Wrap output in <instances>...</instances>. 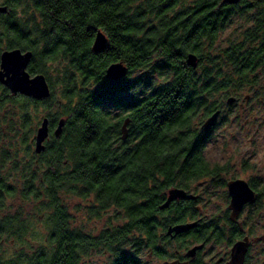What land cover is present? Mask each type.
I'll return each mask as SVG.
<instances>
[{"label": "trees", "instance_id": "16d2710c", "mask_svg": "<svg viewBox=\"0 0 264 264\" xmlns=\"http://www.w3.org/2000/svg\"><path fill=\"white\" fill-rule=\"evenodd\" d=\"M189 2L32 0L35 26L67 28L60 31L64 43L49 45L50 60L66 61L59 110L67 164L64 176L24 173L28 185L45 189L21 195L24 204L36 202L51 212L56 235L63 196L80 197L89 215L79 230L68 216L64 240L0 243V264H84L95 254L108 255L110 264H141L143 236L155 241L157 227L174 212L162 209L169 189H190L207 175L202 171L212 170L203 156L206 146L191 140L189 123L201 111H217L231 93L264 94V0L238 17L242 30L225 46L220 36L237 18L217 9L220 0H192V9ZM98 31L110 40L103 54L92 50ZM191 51L206 55L198 68L187 64ZM115 63H123L128 75L113 81L111 92L105 85L94 91L92 80ZM254 183L264 201V179ZM106 210L111 215L102 221Z\"/></svg>", "mask_w": 264, "mask_h": 264}, {"label": "flooded vegetation", "instance_id": "af4514ba", "mask_svg": "<svg viewBox=\"0 0 264 264\" xmlns=\"http://www.w3.org/2000/svg\"><path fill=\"white\" fill-rule=\"evenodd\" d=\"M189 1L188 6L192 9V0ZM257 1L259 0H241L236 4H228L220 0L217 9L221 13L222 9H226L228 14L238 18L256 11H248L247 8ZM3 7L7 10L0 12V243H13L19 240L48 242L55 240L56 237L64 240L65 221L68 216H73L72 223L76 230H79L82 221L88 218V212L81 208L83 203L80 197H74L73 201L67 196L62 197L64 203L59 211V234L56 235L50 226V221L54 220L49 216L51 212L40 210L36 202L24 204L21 193H38L45 189L39 183L28 185L22 179L24 173L32 177L46 176L49 173L51 175L60 173L61 176L65 174L67 162L63 160L66 151L64 129L60 136L56 135L60 121L65 118L61 116L60 110L54 114L51 113V109L55 106L61 108L60 103L65 91L66 61L63 57L50 60L49 45L55 44L56 41L64 43V36L60 31L67 28L35 26L32 0H25V3L19 4H9L6 0H0V8ZM96 34L97 32L93 37L92 50ZM191 38L189 35L188 39ZM109 43L108 38V48ZM52 51L54 52V49ZM14 52H18L25 60L24 68L29 80L38 76L45 78L50 90L49 97L38 99L32 95L14 93L7 86L5 82L8 76L3 66V57ZM190 54L197 56L199 65L205 62L204 53L191 51L186 59ZM107 69L98 80L97 77L92 80L91 87L94 91L103 89V85L107 87L108 92L112 91L113 81L107 78ZM243 92L236 93L234 97L229 96L226 102L219 105L217 111L210 115L201 111L189 123L191 140L194 144L206 146L203 156L212 170L202 171V174L207 175L193 183L190 189H180L195 199L192 200L188 196L179 198L166 208L173 207L174 212L169 220L157 227L155 241L147 234L143 236L141 264H264V201H259L257 189L254 187L255 178L258 176L252 175L247 180L243 176L236 177V170L231 169L232 164L212 163L206 157L207 147L216 141L217 136L220 137L218 131L222 130L221 125L224 121L229 122L233 118L239 120V114L229 107L240 103ZM253 96L248 95L246 101L253 99ZM230 98L235 99L232 105L228 104ZM51 102L53 105L50 106ZM240 106L244 107V104ZM216 113L217 122L211 130H207L205 123ZM45 119L49 121V135L43 143L44 150L37 153L36 138ZM226 139L229 138H224ZM237 180L247 182L255 192L257 200L245 204L235 214L229 184ZM41 181L43 182V179ZM172 189L174 188L169 190ZM217 196L222 197L221 202L210 201ZM109 214V210L102 212V221L109 218L111 215ZM102 223L95 225V228L103 229L105 223ZM20 226L23 227L19 228ZM177 226L190 228L184 232L169 234V230ZM236 245L244 249L242 256L235 255Z\"/></svg>", "mask_w": 264, "mask_h": 264}, {"label": "rangeland", "instance_id": "374dc122", "mask_svg": "<svg viewBox=\"0 0 264 264\" xmlns=\"http://www.w3.org/2000/svg\"><path fill=\"white\" fill-rule=\"evenodd\" d=\"M240 25L241 21L237 18L221 34L220 40L224 46L240 34L242 30ZM135 76H141V73ZM252 90L256 91L257 88ZM250 93V91H244L240 103L229 107L239 114V120L233 118L229 122L224 121L221 125L222 130L218 131L220 137L217 136L216 141L206 150V157L210 162L230 163L231 169L236 170V177L243 176L246 180L252 175L264 178V94L260 95L257 90V98L253 96V99L246 101V97L252 95ZM234 94L231 93V96H236V93ZM241 104H244V107H241ZM225 106L228 107L226 103ZM58 111L57 106L51 109V113L54 114ZM224 138L229 139L224 140ZM221 200L222 197L217 196L210 201L221 202ZM9 248L10 245L7 246V250H11ZM84 264H110V260L108 255L95 254Z\"/></svg>", "mask_w": 264, "mask_h": 264}, {"label": "water", "instance_id": "95a60500", "mask_svg": "<svg viewBox=\"0 0 264 264\" xmlns=\"http://www.w3.org/2000/svg\"><path fill=\"white\" fill-rule=\"evenodd\" d=\"M241 0H224V3L236 4ZM7 8H0V12L6 11ZM108 48V38L102 32L98 31L96 34L95 42L93 44V51L95 53H103ZM29 58V57H28ZM27 58V60H28ZM25 60L18 52L6 54L3 57V66L7 71V81L5 82L7 86L14 93H22L25 95H32L34 98L42 99L50 96L49 87L45 81V78L38 76L33 80H29L27 74L25 73ZM187 64L193 68H197L199 65L198 58L194 54H190L187 58ZM129 69L123 63H115L108 67L107 78L119 82L128 75ZM235 102L234 98L228 100V104L232 105ZM218 119V113L214 114L205 123V128L211 130ZM65 119L61 120L56 131V135L60 136L65 127ZM128 125L129 121L123 126L124 138L128 137ZM49 135V121L45 119L41 128L38 131L36 138V152L41 153L44 150L43 143L48 138ZM229 192L232 197V209L235 214H237L245 204L254 203L256 199L255 192L249 187L248 183L243 180H237L229 184ZM187 193L180 189H172L169 191L168 199L162 206V209H166L170 206L172 202L179 198H187ZM190 199H195L194 196H188ZM190 226H177L169 230V234L172 232H184L188 230ZM239 245L234 248L235 255L242 256L244 254V249ZM237 258V256H236ZM169 264V263H165Z\"/></svg>", "mask_w": 264, "mask_h": 264}]
</instances>
